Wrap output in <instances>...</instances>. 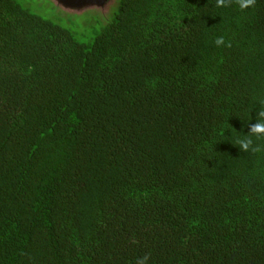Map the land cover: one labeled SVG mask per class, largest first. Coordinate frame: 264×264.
<instances>
[{
  "label": "trees",
  "instance_id": "obj_1",
  "mask_svg": "<svg viewBox=\"0 0 264 264\" xmlns=\"http://www.w3.org/2000/svg\"><path fill=\"white\" fill-rule=\"evenodd\" d=\"M260 111L264 0H0V264H264Z\"/></svg>",
  "mask_w": 264,
  "mask_h": 264
},
{
  "label": "clouds",
  "instance_id": "obj_2",
  "mask_svg": "<svg viewBox=\"0 0 264 264\" xmlns=\"http://www.w3.org/2000/svg\"><path fill=\"white\" fill-rule=\"evenodd\" d=\"M240 9H247L253 5L254 0H238ZM230 4V0H217V7L223 8L227 7ZM216 45H224L225 41L223 37H219L215 41ZM253 135H264V111H260L257 113L256 123L251 126L249 131ZM239 147L244 150L248 151L252 147V140L250 137L242 138L239 141ZM255 150V149H253Z\"/></svg>",
  "mask_w": 264,
  "mask_h": 264
},
{
  "label": "water",
  "instance_id": "obj_3",
  "mask_svg": "<svg viewBox=\"0 0 264 264\" xmlns=\"http://www.w3.org/2000/svg\"><path fill=\"white\" fill-rule=\"evenodd\" d=\"M67 9H80L87 6H102L106 0H55Z\"/></svg>",
  "mask_w": 264,
  "mask_h": 264
}]
</instances>
